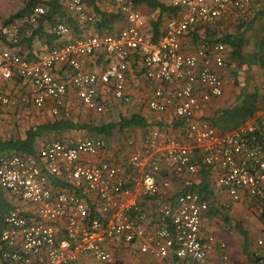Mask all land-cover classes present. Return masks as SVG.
Masks as SVG:
<instances>
[{"label":"built area","instance_id":"2783aa9c","mask_svg":"<svg viewBox=\"0 0 264 264\" xmlns=\"http://www.w3.org/2000/svg\"><path fill=\"white\" fill-rule=\"evenodd\" d=\"M61 1L67 19H97L83 0ZM100 1L111 3L123 24L74 36L69 22L59 21L49 30L53 42L34 57L15 45L18 23L38 25L43 2L1 28L0 80L18 81L27 93L11 96L0 89V106L49 103L57 115L69 91L96 113L136 102L181 120L191 144L154 127L141 138L124 139L131 149L125 156L97 135L0 155V192L9 204L0 215V264H84L87 257L97 264H131L129 254L170 256L172 264H232L227 242L202 229L209 201L194 188L195 178L201 169L212 172L226 195L224 209L247 199L255 216L264 213V88L247 121L217 130L203 108L223 94L226 45L221 36L202 37L189 49L186 39L230 10L246 13L252 0H161L176 8L156 33L148 24L154 13L142 12L134 0ZM99 51L106 64L86 69L82 58L95 59ZM134 64L140 68L132 71ZM131 76L143 77V95L141 83L134 85L137 94L130 90ZM163 173L180 182L173 196Z\"/></svg>","mask_w":264,"mask_h":264},{"label":"crops","instance_id":"0c3cea01","mask_svg":"<svg viewBox=\"0 0 264 264\" xmlns=\"http://www.w3.org/2000/svg\"><path fill=\"white\" fill-rule=\"evenodd\" d=\"M84 4L87 11L90 14H93L95 17H97V19L92 23L91 22L78 23L73 20H70L69 26L71 27V31L73 32L74 36H82V35L89 36L98 33L95 24H97L99 14L95 12L96 10L95 8L108 13H115V11L113 10V5L111 3L101 2L100 0H94L93 2L91 0H84ZM261 8H264V0H252L251 6L246 13L236 12L234 10L228 11L225 15H223L220 19H218L210 28L206 29L205 32L199 31L196 33L195 32L191 33L190 37L186 39V42L188 43V48L193 49L197 41L201 40L202 37L211 39L216 37L218 38L221 36L219 39L223 42L222 38H224L225 36L232 33L234 34L238 33L239 32L238 28L240 31H242L243 28L246 27L240 25L241 21H243L242 19L251 17L254 11H257ZM138 9L146 14L148 13L151 14L150 12L154 13L155 18L151 21V23L149 20L148 24L151 31H154L156 33L159 26H161L164 23L166 19V14L161 15L160 18L158 19L159 15H157L153 11H149V8L145 4H140L138 6ZM57 16L58 15L55 13H49L45 15L42 18L41 22L38 25H36L37 29L29 33H26L24 35V38L21 37L23 40L22 42H19L20 40L19 37L18 42L16 44L18 50H20V52L28 54L29 56L34 57L35 53H37L42 49L47 48L53 42L54 39L53 34L50 33L49 31L50 29H48L47 31L46 29L47 26L51 28L54 24L59 22L58 21L59 18L62 17L66 21L69 20L66 18L65 14L62 17H57ZM116 19L111 24L112 26H115L113 27V29L118 27L120 24H123V21H119V19L117 20ZM52 23L53 25L50 26V24ZM19 32H18V36L19 35L21 36ZM246 32H245V37L247 38ZM252 45H253V41L248 42L245 46V51L247 52V60L251 61V63L255 62L254 64L257 63V65H254L256 66V69L253 67L251 71L252 75L251 74H249V76L246 75L247 77L245 76L246 79L244 80L245 84L239 86V84L236 81L233 82V85L231 84L229 71L228 69L223 67L220 71V73L223 75L224 79L226 80L223 94L219 97L212 98L205 105V107L203 108V115L205 116V118H210L219 110L234 105L236 103L238 95L242 93L243 90L250 92L257 85H259L258 87L261 86L260 87L261 89L264 88V65H260V62L257 61V59H254L255 57H253L254 51ZM249 46L251 48H249ZM226 50L229 59V52L227 47ZM99 52H100L98 53L99 55H97L95 59H92L91 57L82 58L83 66L86 69L97 70L102 68L106 64L105 61L106 58L104 53L101 51ZM133 66L135 69L131 68L132 71L133 70L135 71L140 68V67L137 68L136 64H134ZM139 83H141L139 87L142 88L141 86H144L143 77L135 78L131 76L130 90L134 91L137 94L135 89L136 87L134 85H137ZM18 85H19L18 81L0 80V89H4V92L10 94L11 96L20 95V93L21 94L27 93V88L25 87L18 88L17 87ZM144 88L145 86L139 91L140 95H143L145 93ZM79 105L81 104L75 92L69 91V93L65 97L64 105L63 107L60 108V111L57 115H53L51 113L50 110L51 106L49 103L43 108H36L30 104H23V103H20L19 105L17 104V105L0 106V138L3 140L17 139V138L24 139L26 136V131L29 127L67 118L73 122H81V123L84 122L89 124L92 123V125H96V126L100 124L104 125L105 123L107 124L114 122L116 124V127L113 128L108 135H111L110 137L113 142L111 145H113V148H115V150L118 151L119 155L122 154L123 156H125L124 154L129 153L131 151V149L129 148H124L123 146L124 139H126L127 137L141 138L151 128L154 127L161 128L162 131L164 132V135L179 136L183 138L184 142L191 144L184 137V127L181 126L180 124L176 125L178 122H182V121L175 118L172 114L158 113L155 111H151L146 108H143L141 105H139L136 102L130 105H123L121 103H116L111 108H114L118 105H122L125 108H129L133 110L130 114L120 115L118 116L117 119H113V121H110V118L107 116V113L104 112L101 113L102 116L100 115L94 116L93 117L95 121L94 122L88 119L86 115L87 110H85L87 108L83 107L81 111H77L79 110L80 107ZM132 114L141 115L147 120L148 124L146 126L133 127V129L131 128L129 129L127 127L121 128L119 126L120 119L122 117L129 118ZM182 125H184V123ZM80 131H84V130L65 128L57 132H59L60 135H67L69 134V132L75 133ZM163 174L164 175L162 177L165 176L170 177L171 184L168 187V189H170V191L168 190V193L171 196H173L181 189L180 182L178 179H176L175 177H171V175L169 174L166 175L165 173ZM195 183L197 184L195 185V189L198 190L201 188L202 191L201 193H203L209 201V209L204 213L202 219L203 231L208 233H213L217 237L224 239L227 242L228 245L227 251L230 255L232 264H250V263L264 264V258L262 259V263H256L252 258L253 254L254 255L256 254L257 256H264V243L259 246L257 245L259 244V241L264 242V231H263L264 224L260 222L263 226L259 225L258 219L257 220L251 219V215L247 211V208L248 206L251 205V203L247 199H243L239 202H234L230 204V207L228 209H224L223 204L226 200V195L223 192V189L215 181V177L213 176L212 172L206 169H201V171L197 173L195 178ZM0 202L6 205L5 209L1 211L3 213L9 209V204L3 198V193L1 192H0ZM251 208L252 205L250 208H248V210H250V212L253 214ZM237 219L246 222L244 223V225H241V223L237 222ZM231 224L234 225L229 230L228 226ZM259 247H262L263 249H259ZM129 255L126 256L125 260L127 262H130L131 264H172L173 262V259L170 256L166 258H154L146 254H136V255L129 254ZM83 262L84 264H97V262L90 257L84 258Z\"/></svg>","mask_w":264,"mask_h":264},{"label":"trees","instance_id":"16d2710c","mask_svg":"<svg viewBox=\"0 0 264 264\" xmlns=\"http://www.w3.org/2000/svg\"><path fill=\"white\" fill-rule=\"evenodd\" d=\"M91 1L93 2L94 0ZM41 2H43L46 8L45 15L49 13H55L59 17H62L65 14V10L61 3V0H47ZM134 2L137 8L140 4H145L149 8V11H155L158 9V19L161 15L172 12L176 8L166 5L161 0H134ZM37 3L38 2H36V0H29L23 9L15 13L13 18H18L28 13ZM95 9V12L99 14L97 24H95L98 33H101L103 31H111L113 27H115L111 25L113 21L116 18L119 19V21H122L123 19L122 15L118 12L108 13L97 8ZM242 20L243 21H241L240 25L246 26L242 31H240L238 28V33H232L222 38L229 52V62L233 64L234 61L242 62L247 60V52L245 51V46L250 41L245 37V32L249 28L250 30H253L255 32V39L253 40L252 45L254 51L253 57H255L254 59H257V61L260 62V65H264V8L254 11L251 17H247L246 19ZM58 21H64L63 17L59 18ZM67 22H70V20H68ZM261 90L262 89L258 87V85L250 92L243 90V92L238 95L236 103L234 105L219 110L212 117L206 119H208L210 123L219 131H230L236 129L255 113L261 100ZM147 124V120L139 114H132L129 118L122 117L119 121V126L121 128L127 127L129 129H133V127L136 126H146ZM179 124L184 127V125H182V122H178L176 125ZM115 127L116 124L114 122L96 126L84 122H73L67 118L55 120L52 122H46L29 127L26 131V136L24 139L17 138L3 140L0 138V155L15 154L18 152H24L27 154L35 153V151L39 148V145L37 146L39 141L45 142V133L59 134V132L57 131L65 128L94 131L97 134H100V137L104 136L102 138H106L110 131ZM54 139L48 140L52 141ZM195 185L197 184H194V188ZM197 191L202 192L201 188ZM5 206V204L0 202V214L2 213L1 211L5 209ZM259 219L264 223V213L259 217Z\"/></svg>","mask_w":264,"mask_h":264},{"label":"rangeland","instance_id":"374dc122","mask_svg":"<svg viewBox=\"0 0 264 264\" xmlns=\"http://www.w3.org/2000/svg\"><path fill=\"white\" fill-rule=\"evenodd\" d=\"M28 1L29 0H0V32H1V28L4 25H7V24L13 22L14 20H18L20 18V17H18V18L17 17H14L13 18V16L19 10L23 9L24 6L26 5V3ZM41 1H43V0H36V2H38V3L41 2ZM63 7H64V5H63ZM64 10H65V7H64ZM57 17H59V16H57ZM52 25H53V23L50 24V26H52ZM35 29H37L36 28V25L33 26V25H29L27 23H18V32L20 31L19 33L21 34V36L20 35L18 36V38L20 37L19 42H22L23 41L22 38H24V35L26 33H29L31 31H34ZM46 29L48 31V29H50V27L47 26ZM246 35H247V38L249 39V41H253L255 39V37H254L255 32L253 30H250V29L247 30ZM249 48H251V47L249 46ZM254 63H251V61L246 60V61H242V62H240V61H234L233 64H231L229 62V59H228L227 62H226L225 68L228 69V71H229L231 84L233 85V82L234 81H236L239 84V86H242L243 84H245L244 83L245 82L244 80L246 79L247 76H249V74H251L252 68L254 67L256 69V66H254V65H257V63L256 64H254ZM2 90L4 91V89H2ZM79 106H80L79 107V110H77V111H81L83 109V106L82 105H79ZM85 110H87L86 111L87 112L86 115H87V117H88V119L90 121H94V118L93 117L96 116V115L102 116L101 113L98 114V113H95V112L90 111L88 109H85ZM132 110L133 109L125 108L122 105H118V106H116V107L108 110L106 113H107V116L110 118V121H113V119H117L118 116H120V115H128V114H130L132 112ZM73 118H75V117H73ZM100 125H103V124H100ZM96 135H97L96 132H94V131H87V130L80 131V132H75V133L74 132L73 133L72 132H69V134H67V135H60V133L59 134L50 133V134H46L44 136L45 142H40L39 141V143L37 144V146L38 145L40 146V144H42V143L51 142L48 139H54V138H56L54 140H70V141L74 142V141H78V140H80V139H82L84 137H87V136H96ZM98 136H99V134H98ZM110 136L111 135H108L106 138H102V139H104L107 142V145L109 146L110 149L115 150V148H113V145H111L113 142H112ZM102 137H104V136H102ZM54 140H52V141H54ZM250 207H251V205L248 206V208H250ZM248 208H247V211L251 215V219L252 220H254V219L257 220L258 219L259 220V222H258L259 225H262L261 223H263V222L257 216H256L257 217L256 218L250 212V210H248ZM237 222L241 223V225H244V223L246 221L238 220L237 219ZM233 225L234 224L229 225L228 226V229L230 230ZM257 245L259 246V245H262V244H257ZM259 249H263V248L262 247H259ZM252 258L255 260L256 263H262V259L264 258V256H257L256 254L255 255L253 254L252 255Z\"/></svg>","mask_w":264,"mask_h":264}]
</instances>
